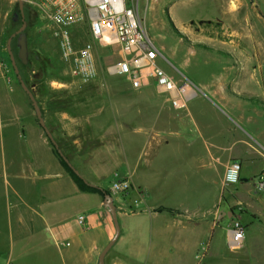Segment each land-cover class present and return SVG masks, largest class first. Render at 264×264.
<instances>
[{"label":"crops","instance_id":"obj_1","mask_svg":"<svg viewBox=\"0 0 264 264\" xmlns=\"http://www.w3.org/2000/svg\"><path fill=\"white\" fill-rule=\"evenodd\" d=\"M26 12L20 51L24 47L28 57L35 51L44 66L61 64L50 24L45 35L39 30L45 27L43 11L30 25ZM168 19L183 37L176 39L185 53L165 57L175 61V72L160 58L156 64L197 87L183 108H172L151 78L134 89L124 76L109 72L122 56L114 39L111 48L94 40L92 80L76 83L69 75L64 82L48 75L46 88L37 91L31 84L30 91L53 141L84 182L108 191L111 180L126 179L132 188L112 199L118 234L104 264H227L233 252L234 264H264V192L253 187V178L264 176V95L257 89L256 62L213 58L216 72L190 76L185 56L195 51L184 40L199 41L194 32L202 37L203 31ZM79 25L67 26L75 47ZM153 27L152 21L143 26L160 51ZM30 31L40 32L39 44L32 43ZM238 39L232 46L240 45ZM211 60H199L198 69ZM52 148L37 120L20 116L18 105L4 104L0 95V224L6 238L0 264H97L113 236L102 196L78 190ZM229 161L240 166L233 184L223 179ZM230 211L245 229L235 249L228 246Z\"/></svg>","mask_w":264,"mask_h":264},{"label":"rangeland","instance_id":"obj_2","mask_svg":"<svg viewBox=\"0 0 264 264\" xmlns=\"http://www.w3.org/2000/svg\"><path fill=\"white\" fill-rule=\"evenodd\" d=\"M82 1L75 0V3L77 2L79 4L81 10H83ZM170 1L173 2L169 3ZM137 5L138 15L142 21V25L147 29V23L152 21L153 28L157 31L155 34H157L156 37H158L159 45L161 44L162 46L160 52L164 58H160L159 62L166 65L171 71L175 72L176 64L174 60H168L170 59L168 54L172 51L174 55L179 56L185 53L184 48L179 46L176 39L182 36L168 19L173 16L178 24L186 27H194V30L199 28V30L203 31L202 35H204L200 37L198 33L194 32L195 37L198 36L201 40L197 41L193 39L191 42L184 40V44L195 51L185 56L189 60L185 73L191 76L199 73L208 74L209 72H216L218 66L215 60H211L213 58L219 60H228L234 57L251 58L252 63L253 61L254 63L256 62L255 66L253 63V66L257 74H259L257 89L262 96L264 95V0H138ZM38 6L22 3L24 23V9L27 11L26 22L30 25L32 17L40 12L41 8ZM167 8L168 13L166 16ZM14 13H16L15 18H13ZM41 20L42 24L45 25L43 28L44 31H41V28L39 29L42 35L48 32L46 25L50 24L51 27L48 30L54 39L53 41L57 43L53 35L56 26L44 13H41ZM20 23L17 0H0V95L2 96L4 104L12 103L15 107L18 105L20 116L29 114L36 121L31 103L18 84L5 49L7 37L20 26ZM76 24H80L76 28V41L80 45L85 41L91 40L93 50L94 41L88 34L86 17L83 18V22ZM25 32L23 28L11 38L10 49L18 73L26 85V83H31L33 76L38 75L39 64L33 60L35 51L31 52L29 57L24 47L22 52L20 51ZM30 32L34 38L33 41H35H32V43L39 44L36 38H38L37 35H40V32ZM238 37L240 38L238 39ZM233 39L240 41L238 47L232 46ZM103 46L111 48V42ZM57 51L59 56L58 48ZM99 51L101 50L99 49ZM108 51L110 53L112 52L111 49ZM100 55L102 54L100 53ZM165 57H168V59ZM38 58L44 59L41 56H38ZM201 59L211 60L209 61V65L207 64L202 70L198 69L199 67L197 66L198 61ZM60 62L61 64H57L52 61L51 64H48L45 81H47L48 75L55 74L60 75L64 82L68 81L70 75L69 68L65 62L61 60ZM107 64L102 63L101 66ZM42 83L46 86L44 82ZM45 83L48 84L47 82ZM9 156V152L7 151L4 155V162H9ZM114 203L117 205L116 200H114ZM4 243H6V238L0 224V247ZM235 256L236 254L234 252L231 253L227 258V264H234Z\"/></svg>","mask_w":264,"mask_h":264},{"label":"built area","instance_id":"obj_3","mask_svg":"<svg viewBox=\"0 0 264 264\" xmlns=\"http://www.w3.org/2000/svg\"><path fill=\"white\" fill-rule=\"evenodd\" d=\"M137 1L83 0V10L75 6V0H39L38 5L56 26L53 35L57 40L59 56L67 64L76 83L92 80L97 72L92 41H85L75 47L67 30V26L83 22L86 17L90 38L104 44L114 39L122 54L117 62L107 67L109 72L124 76L134 89L151 78L157 92L164 96L172 108H183L198 89L185 76L175 79L156 64V59L163 56L144 31L137 12ZM239 169L237 161H229L224 169V183H236ZM253 187L256 191L264 192L263 175L253 178ZM131 189L126 179H113L109 182L108 193L113 199L125 195ZM78 220L81 222V217ZM244 231V225L237 218L230 220L227 231L230 249L240 245Z\"/></svg>","mask_w":264,"mask_h":264},{"label":"water","instance_id":"obj_4","mask_svg":"<svg viewBox=\"0 0 264 264\" xmlns=\"http://www.w3.org/2000/svg\"><path fill=\"white\" fill-rule=\"evenodd\" d=\"M22 3L23 0H17V9L20 15V26L14 31L12 32L6 39V43H5V49L6 52L8 54L9 60H10V65L12 67L13 73L15 74V77L18 81V84L20 86V88L24 91V93L27 95L32 109L34 111L35 114V118L37 120L38 125L43 129L46 137L48 138V140L50 141V143L52 144V146L55 148L57 154L65 161V163L69 166V168L76 174L78 175V172L76 171V169L74 167H72V165L67 161V159L62 155V153L60 152V150L58 149L57 145L55 144V142L52 139L51 134L49 133V131L46 129L43 119L41 117V113L40 110L38 108L37 102L35 101L32 92L29 90V88L25 85V83L23 82L20 74L18 73L16 64L14 62V58L10 49V40L11 38L17 34L18 32H20L23 28H24V19H23V12H22ZM16 17V13L13 14V18ZM79 176V175H78ZM102 207L108 211V213L110 214L112 223H113V227H114V233L113 236L110 238V240H108V242L103 246V248L101 249L98 258H97V264H104L103 262V257L104 254L106 253V251L108 250V248L110 247V245L112 244V242L114 241V239L116 238L117 234H118V223H117V218H116V207L112 201V197L109 193H104L102 196ZM222 214V212H220ZM225 213V212H223ZM227 216L229 218H234V215L232 214V212H228L226 213Z\"/></svg>","mask_w":264,"mask_h":264},{"label":"trees","instance_id":"obj_5","mask_svg":"<svg viewBox=\"0 0 264 264\" xmlns=\"http://www.w3.org/2000/svg\"><path fill=\"white\" fill-rule=\"evenodd\" d=\"M170 21V20H169ZM35 56L33 57V60H35L36 62H38L39 64V72L37 76H33L31 83L27 84V87L29 88V90H31V84H34V88L37 89L38 91H42L44 88H46L43 85V81L44 79L47 77L46 76V72H47V68L46 66H44L43 64V59H39L38 58V54L35 53ZM40 85V86H37ZM54 154L56 155V157L58 158V161L60 163V165L62 166V168L65 170V172L68 174V176L70 177V179L74 182V184L76 185V187L78 188V190L83 191V192H93V193H98L100 196H103L104 193H108L107 190L103 189V188H98L95 186H91L89 184H87L86 182H84L82 180L81 177H79L78 175H76L70 168L69 166L65 163V161L57 154L55 148H52Z\"/></svg>","mask_w":264,"mask_h":264}]
</instances>
